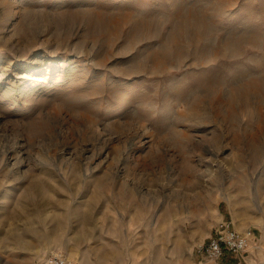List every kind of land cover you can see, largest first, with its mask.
<instances>
[{
  "label": "rangeland",
  "instance_id": "obj_1",
  "mask_svg": "<svg viewBox=\"0 0 264 264\" xmlns=\"http://www.w3.org/2000/svg\"><path fill=\"white\" fill-rule=\"evenodd\" d=\"M264 264V0H0V264Z\"/></svg>",
  "mask_w": 264,
  "mask_h": 264
},
{
  "label": "built area",
  "instance_id": "obj_2",
  "mask_svg": "<svg viewBox=\"0 0 264 264\" xmlns=\"http://www.w3.org/2000/svg\"><path fill=\"white\" fill-rule=\"evenodd\" d=\"M252 230L240 231L231 221H221L213 230L208 241L201 245L197 252L207 256L213 262H217L226 255H240L250 248ZM39 264H78L60 251L52 252Z\"/></svg>",
  "mask_w": 264,
  "mask_h": 264
},
{
  "label": "trees",
  "instance_id": "obj_3",
  "mask_svg": "<svg viewBox=\"0 0 264 264\" xmlns=\"http://www.w3.org/2000/svg\"><path fill=\"white\" fill-rule=\"evenodd\" d=\"M223 259H224V261H225L227 264H234V263H235L234 259H233L231 256H229V255H226ZM223 259H222V260H223Z\"/></svg>",
  "mask_w": 264,
  "mask_h": 264
}]
</instances>
